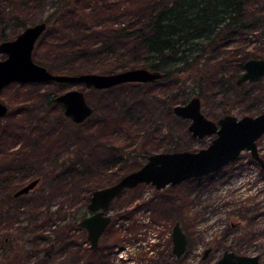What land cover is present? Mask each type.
Here are the masks:
<instances>
[{"label": "rangeland", "instance_id": "1", "mask_svg": "<svg viewBox=\"0 0 264 264\" xmlns=\"http://www.w3.org/2000/svg\"><path fill=\"white\" fill-rule=\"evenodd\" d=\"M3 4L0 21L2 17L7 26L5 34L13 40L25 27L16 20L14 8ZM47 15V10L37 9L20 16L25 25L31 26L44 21ZM92 19L86 22H97ZM63 27L56 25L45 31L33 59L53 73L76 75L60 71L70 60L56 51L57 38L64 46L73 39L71 47L84 38L90 44L99 39L82 38L75 28ZM1 30L0 23V42ZM253 40L251 45L256 37ZM108 41L114 49L120 48L119 43ZM235 49L231 47L227 61L232 62ZM4 57L0 54V60ZM178 80L138 89L121 86L111 92L74 84L13 83L2 90L0 101L10 111L0 119V200L12 196L13 201L0 207V264H40L45 256H49L48 264H75L80 250L78 239L85 243L86 234L78 228L63 233L80 216L93 187L115 184L139 170L153 154L197 152L208 147L216 136L194 138L189 131L191 121L173 112L176 100L187 99V103L203 88L202 113L216 123L228 114L242 118L264 112V79L254 87L246 84L245 90L254 94L252 100H233L225 105L233 89L218 80L203 87L192 75L185 74ZM70 90L85 91L94 109L82 125L68 119L60 104L49 103V98ZM258 149L264 158V136L258 141ZM115 156L122 159L116 160ZM38 178L39 185L29 194L14 197L15 192ZM194 180L160 191L142 184L116 198L110 209L113 223L99 250L109 255V264H125L119 255L126 256L122 250L131 242L146 240L140 239L142 232H159L158 226H169L171 230L176 222H180L189 244L175 264H216L226 250L260 255L264 261V171L251 154L245 151L220 171ZM182 196L188 204L184 205ZM170 197L174 204L168 201ZM171 205L174 212L170 211ZM88 215L87 211L84 216ZM145 216L152 224L140 223ZM241 222L243 225L236 228ZM210 247L213 250L204 261Z\"/></svg>", "mask_w": 264, "mask_h": 264}, {"label": "trees", "instance_id": "2", "mask_svg": "<svg viewBox=\"0 0 264 264\" xmlns=\"http://www.w3.org/2000/svg\"><path fill=\"white\" fill-rule=\"evenodd\" d=\"M3 3L14 8L21 27H28L22 22V13L47 10L44 20L47 29L56 25L71 26L82 38L96 36L99 39L90 44L84 42V38L71 47L73 39L64 46L57 38L56 51L70 60L68 66L60 70L62 72L112 74L144 67L160 71L163 79L152 84L123 86L138 89L175 83L187 74L192 75L200 87L218 80L232 88L230 98L233 99L229 98L224 105L233 100L239 103L254 98L250 90H245L248 83L238 85L237 82L247 61L264 59V0H0V8ZM92 18L97 22L88 24L86 21ZM1 19V42H4L9 39L5 34L6 23ZM254 37L255 44L251 45ZM106 40L119 43L120 48L114 49ZM232 46L236 49L231 53V62L227 59ZM208 56L209 62L204 64ZM259 83L250 85L254 87ZM195 97L201 101L205 99L203 88ZM186 100H176L175 103L185 104ZM49 103L56 102L49 98ZM114 159L121 160L122 157L115 156ZM98 189L93 187L83 202L79 218L74 225L66 227L63 234H68L74 226L78 227L80 218L86 217L84 214L88 211L92 193ZM12 201V196L2 198L0 207L10 205ZM49 261V256H45L40 264ZM98 262L108 264V258L102 256Z\"/></svg>", "mask_w": 264, "mask_h": 264}, {"label": "water", "instance_id": "3", "mask_svg": "<svg viewBox=\"0 0 264 264\" xmlns=\"http://www.w3.org/2000/svg\"><path fill=\"white\" fill-rule=\"evenodd\" d=\"M42 21L26 27L17 38L0 43V93L13 83L19 84H74L84 85L94 90L107 91L126 84H152L163 79L160 71L139 67L112 74L81 73L76 75L56 74L37 64L33 54L39 39L47 30ZM264 79V59H252L245 63L244 72L238 85L259 83ZM62 105L65 116L77 125L84 124L94 109L88 103L86 92L70 90L54 98ZM9 107L0 101V119L9 114ZM174 114L181 119L191 121L189 131L194 138L203 139L216 136L211 144L197 152L183 151L158 153L149 156L147 162L137 171L123 176L115 184L95 190L92 193L88 210L92 214L84 218L79 226L87 231L92 249L99 247L100 239L112 223L108 216L111 203L126 190L135 189L142 184L152 185L162 190L169 185L212 175L235 162L247 151L264 171V158L258 149V141L264 136V112L237 118L225 115L217 123L202 113V101L193 97L183 105L173 108ZM40 183L35 179L19 189L14 197L29 194ZM173 253L180 258L187 249V238L180 223L173 229ZM211 249L204 254L208 257ZM216 264H260L259 256L238 255L225 251Z\"/></svg>", "mask_w": 264, "mask_h": 264}, {"label": "flooded vegetation", "instance_id": "4", "mask_svg": "<svg viewBox=\"0 0 264 264\" xmlns=\"http://www.w3.org/2000/svg\"><path fill=\"white\" fill-rule=\"evenodd\" d=\"M256 164H258V163L256 162ZM259 168H260V170H262V168L260 167V165H259ZM192 180H194V179H192ZM169 186L172 187V185H169ZM169 186H167V187H169ZM129 190H133V189H129ZM158 191H160V190H158ZM184 197L185 196H182L183 202L185 203L184 205H186L187 200L184 199ZM172 198L173 197H170L168 201H170L171 203L174 204V199H172ZM111 205H112V203H111ZM110 209H111V207H110ZM174 210H175L174 205H171L170 211L174 212ZM88 214L91 215L92 213L89 212V210H88ZM108 216L112 219V223H113V218L110 215V210L108 211ZM84 218H86V217H84ZM84 218L80 219L77 222L78 223L77 224L78 227H75L74 226L72 228V229L78 228L79 230H82L86 234V240H87L85 243H82L81 242L82 239H80V238L78 239L79 241H78L77 247H80V250L78 251L75 264H99L100 262H98V259L100 257L105 256V258L106 257L108 258V256H109V255L104 254L103 252L100 253L99 250L101 249V244H102L101 241H102V238L106 234V232L108 231V229L110 228V226L112 225V223L108 227V229L105 231V233L102 235V237L100 239L99 247L97 249H92L91 248V245H90V242L88 241L87 231L79 226L80 222ZM250 221H251V219H250ZM140 223H142V224H147V223L150 224L151 223L152 224V222L149 220V217H147V216H145L144 219L140 221ZM177 223H180V222H176L174 224V226L171 228V230H170L169 226H167V227H164L163 226V228H161V227L158 226V228H160V230L158 229L159 232L158 231H154L152 229L149 232H146V233H148L146 235L142 232V234L140 235V239H142L144 237H147V239L146 240L145 239H142L141 241H138L137 244L135 242H134V244H131L132 243L131 242L126 248H124L122 250L123 254H126V256H124V255L121 254V255H119V259H121V261L125 262V264H175V261L177 259H181L185 255V253H186L185 252L180 258H178L173 253V249H174L173 229H174V227H175V225ZM74 224H72V225H74ZM72 225H70L68 227H71ZM242 225H243V222H241L239 224H236V228L237 227H240ZM180 226H181V224H180ZM150 227H152V226H150ZM148 228H149L148 226L144 225V228L143 229L146 231ZM181 229H182V226H181ZM182 231H183V229H182ZM183 233L185 234L184 231H183ZM185 236H186L187 242L189 244L188 237H187L186 234H185ZM132 241H134V239ZM188 244H187V248H188ZM146 245H148L146 248L143 247V246H146ZM208 249H211V252L213 250L212 247H210ZM186 251H187V249H186ZM226 251H229V250H226ZM88 252H90V253H88ZM236 254H238V253H236ZM209 255H208V257H209ZM254 256H259L260 257V264H264V261H263V259H262V257L260 255H254ZM208 257L206 259H204V256H203V260L204 261L207 260ZM108 264H109V261H108ZM118 264H121V263L118 262Z\"/></svg>", "mask_w": 264, "mask_h": 264}]
</instances>
